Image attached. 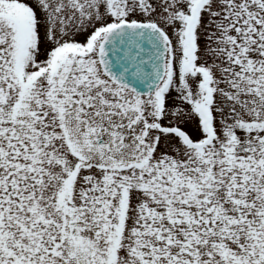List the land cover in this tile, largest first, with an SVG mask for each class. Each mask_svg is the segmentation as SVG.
Here are the masks:
<instances>
[{"label":"snow or ice","instance_id":"6c2138e0","mask_svg":"<svg viewBox=\"0 0 264 264\" xmlns=\"http://www.w3.org/2000/svg\"><path fill=\"white\" fill-rule=\"evenodd\" d=\"M0 264H264V0H0Z\"/></svg>","mask_w":264,"mask_h":264}]
</instances>
